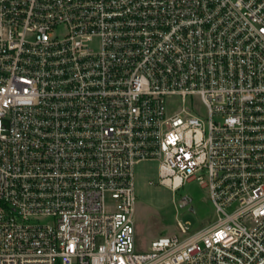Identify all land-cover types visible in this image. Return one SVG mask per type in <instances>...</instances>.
Listing matches in <instances>:
<instances>
[{
  "label": "built area",
  "instance_id": "built-area-1",
  "mask_svg": "<svg viewBox=\"0 0 264 264\" xmlns=\"http://www.w3.org/2000/svg\"><path fill=\"white\" fill-rule=\"evenodd\" d=\"M152 159L219 218L141 250ZM0 264H264V0H0Z\"/></svg>",
  "mask_w": 264,
  "mask_h": 264
},
{
  "label": "rangeland",
  "instance_id": "rangeland-1",
  "mask_svg": "<svg viewBox=\"0 0 264 264\" xmlns=\"http://www.w3.org/2000/svg\"><path fill=\"white\" fill-rule=\"evenodd\" d=\"M177 104V99L171 101L172 107H177ZM195 106L201 114L206 113L199 97ZM133 172L137 196L134 221L139 249H147L153 239L161 236L177 234L183 238L219 218L208 189L197 180L186 181L176 191L162 184L158 159L136 163ZM189 199L190 202L185 203ZM179 220L190 223L191 229L187 234L181 233Z\"/></svg>",
  "mask_w": 264,
  "mask_h": 264
},
{
  "label": "water",
  "instance_id": "water-1",
  "mask_svg": "<svg viewBox=\"0 0 264 264\" xmlns=\"http://www.w3.org/2000/svg\"><path fill=\"white\" fill-rule=\"evenodd\" d=\"M183 199L186 200V197H184ZM188 201H190V199Z\"/></svg>",
  "mask_w": 264,
  "mask_h": 264
},
{
  "label": "flooded vegetation",
  "instance_id": "flooded-vegetation-1",
  "mask_svg": "<svg viewBox=\"0 0 264 264\" xmlns=\"http://www.w3.org/2000/svg\"><path fill=\"white\" fill-rule=\"evenodd\" d=\"M190 201H187V202H185V203H189Z\"/></svg>",
  "mask_w": 264,
  "mask_h": 264
}]
</instances>
